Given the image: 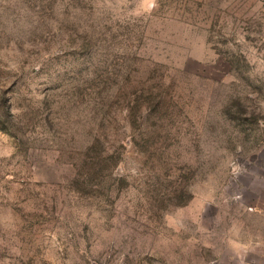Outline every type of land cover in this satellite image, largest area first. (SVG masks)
I'll list each match as a JSON object with an SVG mask.
<instances>
[{
	"label": "rangeland",
	"instance_id": "1",
	"mask_svg": "<svg viewBox=\"0 0 264 264\" xmlns=\"http://www.w3.org/2000/svg\"><path fill=\"white\" fill-rule=\"evenodd\" d=\"M0 264H264V0H0Z\"/></svg>",
	"mask_w": 264,
	"mask_h": 264
}]
</instances>
